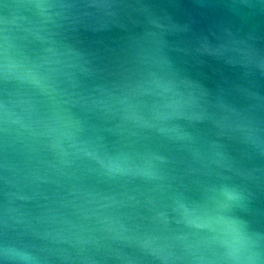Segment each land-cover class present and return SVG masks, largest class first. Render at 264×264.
<instances>
[{"label":"water","instance_id":"obj_1","mask_svg":"<svg viewBox=\"0 0 264 264\" xmlns=\"http://www.w3.org/2000/svg\"><path fill=\"white\" fill-rule=\"evenodd\" d=\"M224 189L264 264V0H0V264H227Z\"/></svg>","mask_w":264,"mask_h":264},{"label":"clouds","instance_id":"obj_2","mask_svg":"<svg viewBox=\"0 0 264 264\" xmlns=\"http://www.w3.org/2000/svg\"><path fill=\"white\" fill-rule=\"evenodd\" d=\"M221 196L219 210L214 216L207 218L205 226L218 233L227 264H256V254L253 251L255 242L252 235L242 221L227 215L224 211L230 202L239 199L238 194L224 189ZM10 254L21 261L29 259L26 253L15 249L10 250Z\"/></svg>","mask_w":264,"mask_h":264}]
</instances>
